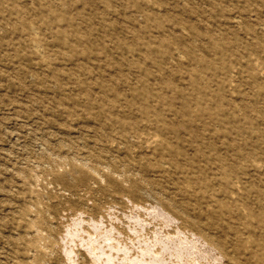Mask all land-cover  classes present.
Returning <instances> with one entry per match:
<instances>
[{
	"label": "rangeland",
	"instance_id": "1",
	"mask_svg": "<svg viewBox=\"0 0 264 264\" xmlns=\"http://www.w3.org/2000/svg\"><path fill=\"white\" fill-rule=\"evenodd\" d=\"M0 264H264V0H0Z\"/></svg>",
	"mask_w": 264,
	"mask_h": 264
}]
</instances>
